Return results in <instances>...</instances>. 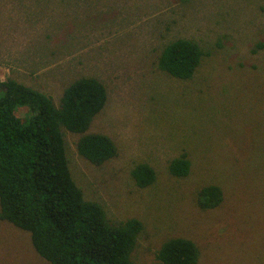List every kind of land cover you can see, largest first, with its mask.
I'll list each match as a JSON object with an SVG mask.
<instances>
[{
	"label": "rangeland",
	"instance_id": "rangeland-1",
	"mask_svg": "<svg viewBox=\"0 0 264 264\" xmlns=\"http://www.w3.org/2000/svg\"><path fill=\"white\" fill-rule=\"evenodd\" d=\"M197 41L205 54L192 78L158 66L169 42ZM264 0H0V79L59 103L74 80L107 89L86 133L111 136L118 154L102 165L81 155L82 133L63 127L74 181L115 221L140 218L135 264L158 258L169 238L192 239L197 264H264ZM256 50V51H255ZM26 109L20 110L25 116ZM186 151V177L170 173ZM152 165L145 188L132 175ZM219 185L222 203L198 204ZM0 264H50L31 235L0 217Z\"/></svg>",
	"mask_w": 264,
	"mask_h": 264
},
{
	"label": "trees",
	"instance_id": "trees-1",
	"mask_svg": "<svg viewBox=\"0 0 264 264\" xmlns=\"http://www.w3.org/2000/svg\"><path fill=\"white\" fill-rule=\"evenodd\" d=\"M264 42L257 44L258 49ZM256 51V50H255ZM205 51L192 39L180 37L164 47L158 66L170 75L189 79ZM107 100L105 85L82 76L53 96L14 78L0 79V217L28 231L37 252L50 264H135L132 254L144 229L140 218L115 221L103 205L85 198L74 181L63 127L82 133L78 152L95 165L118 154L115 140L104 133H86ZM25 108V116L20 110ZM189 154L171 159L169 171L177 177L191 172ZM138 186L157 178L146 162L132 170ZM224 193L217 184L199 191L198 204L219 206ZM198 245L190 238L167 239L158 252L164 264H197Z\"/></svg>",
	"mask_w": 264,
	"mask_h": 264
}]
</instances>
